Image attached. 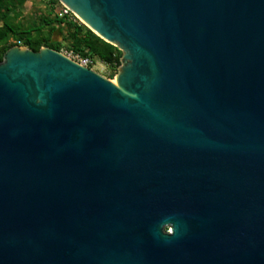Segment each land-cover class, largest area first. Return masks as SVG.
<instances>
[{"label": "water", "instance_id": "obj_1", "mask_svg": "<svg viewBox=\"0 0 264 264\" xmlns=\"http://www.w3.org/2000/svg\"><path fill=\"white\" fill-rule=\"evenodd\" d=\"M118 46L0 62V264H264V0H60Z\"/></svg>", "mask_w": 264, "mask_h": 264}, {"label": "trees", "instance_id": "obj_2", "mask_svg": "<svg viewBox=\"0 0 264 264\" xmlns=\"http://www.w3.org/2000/svg\"><path fill=\"white\" fill-rule=\"evenodd\" d=\"M27 1L0 0V62L4 60L7 51L16 45L27 46L34 51L49 47L104 61L111 69L109 78L118 74L124 52L79 19L60 16L63 7L60 0H51V12L44 15L38 24L24 26L18 22L19 7ZM58 36H63V39L59 40Z\"/></svg>", "mask_w": 264, "mask_h": 264}, {"label": "rangeland", "instance_id": "obj_3", "mask_svg": "<svg viewBox=\"0 0 264 264\" xmlns=\"http://www.w3.org/2000/svg\"><path fill=\"white\" fill-rule=\"evenodd\" d=\"M19 11L20 15L17 20L18 22H21L24 26L38 24L44 15H48L51 12V0H28L24 5L19 7ZM57 38L62 40L63 36H58ZM11 41L14 40L11 39ZM62 52L64 54L69 53L67 50ZM96 71L102 76L117 83L118 74H116L113 78H109L111 73V69L109 67L98 65L96 67Z\"/></svg>", "mask_w": 264, "mask_h": 264}, {"label": "built area", "instance_id": "obj_4", "mask_svg": "<svg viewBox=\"0 0 264 264\" xmlns=\"http://www.w3.org/2000/svg\"><path fill=\"white\" fill-rule=\"evenodd\" d=\"M62 5H63V7H62V9L59 12L60 16H69L70 18H73L75 20L79 19L81 21V19L68 6H66L64 4H62ZM19 44H21V42H19ZM66 55H68L69 57H71L75 61L79 62L81 65L86 66L88 68H91L94 71H96V67L98 65H102L104 67H108V64L105 63L104 61H100V60L94 59V58H92L90 56H82L81 54L74 53V52H69Z\"/></svg>", "mask_w": 264, "mask_h": 264}]
</instances>
